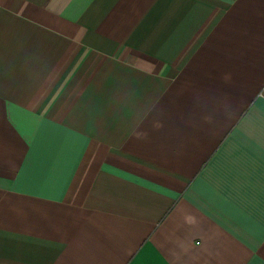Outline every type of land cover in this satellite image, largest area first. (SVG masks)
<instances>
[{
    "label": "crops",
    "instance_id": "1",
    "mask_svg": "<svg viewBox=\"0 0 264 264\" xmlns=\"http://www.w3.org/2000/svg\"><path fill=\"white\" fill-rule=\"evenodd\" d=\"M0 264H264V0H0Z\"/></svg>",
    "mask_w": 264,
    "mask_h": 264
}]
</instances>
